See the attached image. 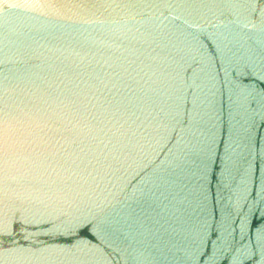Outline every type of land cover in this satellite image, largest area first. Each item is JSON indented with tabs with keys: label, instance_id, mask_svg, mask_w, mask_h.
Returning <instances> with one entry per match:
<instances>
[{
	"label": "water",
	"instance_id": "water-1",
	"mask_svg": "<svg viewBox=\"0 0 264 264\" xmlns=\"http://www.w3.org/2000/svg\"><path fill=\"white\" fill-rule=\"evenodd\" d=\"M0 264H264V0H0Z\"/></svg>",
	"mask_w": 264,
	"mask_h": 264
},
{
	"label": "snow or ice",
	"instance_id": "snow-or-ice-1",
	"mask_svg": "<svg viewBox=\"0 0 264 264\" xmlns=\"http://www.w3.org/2000/svg\"><path fill=\"white\" fill-rule=\"evenodd\" d=\"M24 2L26 5L35 7L40 3V0H24Z\"/></svg>",
	"mask_w": 264,
	"mask_h": 264
}]
</instances>
